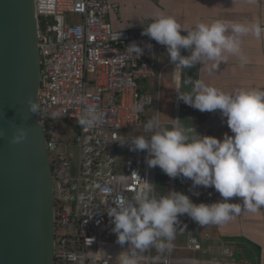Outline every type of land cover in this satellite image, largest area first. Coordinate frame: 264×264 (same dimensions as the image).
<instances>
[{
    "label": "built area",
    "instance_id": "obj_1",
    "mask_svg": "<svg viewBox=\"0 0 264 264\" xmlns=\"http://www.w3.org/2000/svg\"><path fill=\"white\" fill-rule=\"evenodd\" d=\"M34 7L41 68L39 120L52 175L54 264H118V255L128 245L116 242L106 211L112 197L103 188L131 199L142 180L155 184L156 167L147 166L146 151H130L129 144L124 169L118 171L119 139L135 135L145 111L159 105L139 87L142 79L155 75L158 60L154 40L141 34L150 22L140 28H114L110 14L120 16V8L112 0H34ZM132 42L144 50L139 57L126 52ZM175 86L178 90V81ZM86 104H95L103 113L102 122L92 129L78 123ZM178 109L175 102V115ZM54 112L61 116L53 119ZM187 182L194 203L212 202V187L196 188L199 195H193L192 181ZM187 225L184 248L200 251L201 242L192 233L195 221L188 215ZM171 250L163 258L145 252L143 256L163 264H221L194 257L173 259ZM228 251L222 249L224 254ZM143 262L151 261L141 257L139 264Z\"/></svg>",
    "mask_w": 264,
    "mask_h": 264
},
{
    "label": "clouds",
    "instance_id": "obj_2",
    "mask_svg": "<svg viewBox=\"0 0 264 264\" xmlns=\"http://www.w3.org/2000/svg\"><path fill=\"white\" fill-rule=\"evenodd\" d=\"M181 31L186 34L182 35ZM248 33L259 38L264 27L259 20L247 23L223 19L182 27L174 16L158 14L141 34L166 46L176 76L182 80L183 70L197 63L210 62L209 70H214L230 55L246 63L241 37ZM146 46L151 48L150 44ZM181 49L190 50V54L181 55ZM143 51L135 42L126 47L128 54L138 57ZM184 82L192 85L191 90L178 93V98L201 112L219 110L226 117L232 135L225 133L218 139L197 133L192 124L181 123L179 119H173L167 126L152 118L145 124L149 135H133L121 144L129 143L130 151H146L149 168L158 166L173 179H190L193 195H199L194 189L201 186L214 187L222 199L194 203L188 195L175 190L157 196L155 184L142 179L131 199L104 187V194L112 197L106 211L112 219L116 242L128 245L118 255V264H139L142 254L150 247L158 252L170 250L180 224L179 216L186 214L201 226L220 225L241 211L240 204L230 202L233 197L240 198L250 212L264 206V89L228 93L200 80ZM80 102L84 104L83 97ZM27 106L30 113L40 114V105L35 100L29 99ZM59 116L60 112L52 113L53 119ZM102 119L103 113L95 104H86L78 123L92 129ZM26 135L24 128H16L10 142L20 143Z\"/></svg>",
    "mask_w": 264,
    "mask_h": 264
},
{
    "label": "water",
    "instance_id": "obj_3",
    "mask_svg": "<svg viewBox=\"0 0 264 264\" xmlns=\"http://www.w3.org/2000/svg\"><path fill=\"white\" fill-rule=\"evenodd\" d=\"M34 0H0V264H54L52 175L40 115ZM26 138L11 143L16 128Z\"/></svg>",
    "mask_w": 264,
    "mask_h": 264
},
{
    "label": "crops",
    "instance_id": "obj_4",
    "mask_svg": "<svg viewBox=\"0 0 264 264\" xmlns=\"http://www.w3.org/2000/svg\"><path fill=\"white\" fill-rule=\"evenodd\" d=\"M112 1L117 2L120 8V16H116L114 13L110 14L111 23L116 29L140 28L144 22H151V19L158 14L174 16L182 27L194 26L198 22L210 23L217 19L247 23L259 20L261 26L264 27V0ZM181 34L185 35L186 33L181 31ZM154 43L158 50V60L154 66L155 75L142 79L139 87L142 92L149 94L150 88H153L156 84V99L160 103V86L163 79H166L169 85L173 86L175 92L172 105L174 111L173 119H179L181 105L178 93H180L182 84L185 85V92L191 90L192 85L184 82L188 79L191 81H203L228 93H234L240 89H264V33L259 38L252 33L241 37V50L243 55L247 57L246 63H242L239 57L231 55L227 61L220 63L219 67L214 70H209L210 62H205L203 65L197 63L183 70L182 80H178L176 76L174 63L170 61L166 46L156 41ZM180 51L181 55L187 56L190 54V50L181 49ZM176 81L179 84L178 90L175 86ZM175 102H178L179 105L177 115H175L174 110ZM158 108H156V118L159 119ZM184 111L188 119L187 124H192L197 133L202 134V132L206 131L209 135L218 139L222 138L225 133L232 135L231 130L227 126L226 117H223L219 110L201 112L184 103ZM173 122L172 120L169 124L171 125ZM188 180L186 178L185 183L188 186L189 196L190 187ZM172 184L174 190V179L170 178L169 191ZM212 190L214 193L212 202L221 200L222 197L214 187H212ZM230 202L241 205V211L233 213L230 220L220 225L209 224L205 226L195 222L192 233L201 242L202 249L200 251L192 252L185 249L186 243L180 246L172 245V250L179 249L192 253L181 258L194 257L207 262L216 260L221 262V264H225V261L230 262L229 264H264L263 206L255 212H250L243 207V202L240 198L233 197ZM223 248H227L229 253L224 254L222 252Z\"/></svg>",
    "mask_w": 264,
    "mask_h": 264
},
{
    "label": "rangeland",
    "instance_id": "obj_5",
    "mask_svg": "<svg viewBox=\"0 0 264 264\" xmlns=\"http://www.w3.org/2000/svg\"><path fill=\"white\" fill-rule=\"evenodd\" d=\"M155 81V80H154ZM156 85V84H155ZM154 85L153 88H150L149 94L153 97L154 100L157 98V89ZM185 92V85L182 84L180 93ZM174 88L170 86L166 79H163L160 86V103L158 108V117L163 122V125L170 126L169 122H171L174 118V111L172 108L174 101ZM181 109L179 110V120L181 123L187 124L188 119L185 116L184 111V102L180 100ZM156 108L151 107L145 111V117L140 125L139 129L136 131L135 135H147L148 132L145 131V124L149 119L156 118ZM124 135H126L124 133ZM128 135L131 136L129 133ZM127 139H119L118 142V154H119V162H118V171L122 172L124 169V164L127 153V146L129 143H123ZM169 179L158 166L156 167V175H155V186L157 196L166 194L169 191ZM186 178L179 177L174 179V190L183 192L188 195V186L185 183ZM180 224L177 225V231L174 240L171 242L173 246L185 245L187 239V215H182L178 217ZM184 226V227H183ZM196 228V227H195ZM146 254H149L153 258H163L166 255V250L164 252H158L155 247H150V250L145 251ZM192 253L187 252L185 250L173 249L171 251L170 257L173 259L181 258L185 255H190ZM141 264H147V262H143ZM149 264H163L161 262H149Z\"/></svg>",
    "mask_w": 264,
    "mask_h": 264
},
{
    "label": "bare ground",
    "instance_id": "obj_6",
    "mask_svg": "<svg viewBox=\"0 0 264 264\" xmlns=\"http://www.w3.org/2000/svg\"><path fill=\"white\" fill-rule=\"evenodd\" d=\"M142 258H144L146 261H152L151 257H149L148 255H144L142 254Z\"/></svg>",
    "mask_w": 264,
    "mask_h": 264
}]
</instances>
